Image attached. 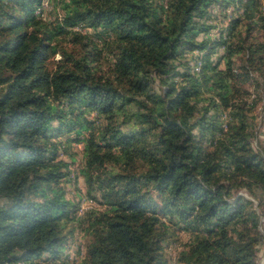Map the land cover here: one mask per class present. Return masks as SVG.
<instances>
[{"label": "trees", "instance_id": "obj_1", "mask_svg": "<svg viewBox=\"0 0 264 264\" xmlns=\"http://www.w3.org/2000/svg\"><path fill=\"white\" fill-rule=\"evenodd\" d=\"M54 1L46 21L42 0H0V264H168L176 231V264H259L247 99L264 93V0ZM67 128L87 132L81 173L104 207L80 216L53 140ZM71 224L79 261L62 258Z\"/></svg>", "mask_w": 264, "mask_h": 264}, {"label": "rangeland", "instance_id": "obj_2", "mask_svg": "<svg viewBox=\"0 0 264 264\" xmlns=\"http://www.w3.org/2000/svg\"><path fill=\"white\" fill-rule=\"evenodd\" d=\"M216 12V10H214ZM213 11V12H214ZM227 15L226 18L218 15L215 19L216 26L210 31V38H214L218 35L220 28L226 26L230 20L231 14L233 13L232 7H228L225 10ZM40 18L46 21H52L56 17L60 18L61 10L60 6L53 0H42V5L35 12ZM80 26H76L74 29H79ZM81 28V27H80ZM84 32L89 31L87 28H81ZM200 33L197 38L202 37ZM222 52L221 49L218 50ZM197 53V52H196ZM194 53V54H196ZM216 55V54H215ZM58 58V56H56ZM215 56L212 58L214 59ZM223 64L221 63V66ZM200 66L196 65L194 67L195 72H199ZM158 89V88H157ZM251 94L247 99L249 105V111L247 113V118L250 119L251 128H253V138L251 144L254 149L261 151L264 154V93L261 90L259 97L256 91L250 87ZM65 106V104L63 105ZM81 109H76L75 113L78 114ZM225 115H223L224 120H229L231 118L229 112L226 110ZM81 119L89 120L97 124V119H95L94 114L82 113ZM87 121V122H89ZM86 123V122H84ZM225 127V125H224ZM91 128V127H90ZM87 132L81 131L80 134L74 130L63 129L60 134L53 136V140L58 143L59 149L57 151L58 157L67 162L68 170L70 171V180L64 181L61 185L64 189V195L67 199L73 200L78 203V216L82 215L84 212L90 209H103V205L100 204L101 199L95 193H89L87 190L86 183L81 171L84 168V147L86 143ZM236 194H243L248 196L244 189H239L233 192ZM95 194V195H94ZM4 199L0 198V206L3 204ZM175 229V226H170ZM72 228L73 233L69 236L68 246L64 248L62 258L66 260H76L79 261L81 255L84 252L86 232L82 229V225L71 224L68 230ZM177 230V229H176ZM261 230L264 233V216L262 217ZM187 236L185 233L176 231L175 236L169 237L167 241L163 244V252L166 257L168 264H176V256L178 251L182 248V244L185 242ZM258 263L264 264V240L260 246L258 255ZM37 262V260H36ZM38 263V262H37Z\"/></svg>", "mask_w": 264, "mask_h": 264}]
</instances>
